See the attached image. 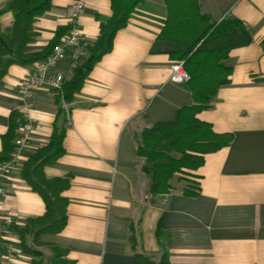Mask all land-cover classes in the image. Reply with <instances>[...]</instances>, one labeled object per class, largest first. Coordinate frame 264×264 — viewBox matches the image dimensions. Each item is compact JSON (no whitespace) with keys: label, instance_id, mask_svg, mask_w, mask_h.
Returning a JSON list of instances; mask_svg holds the SVG:
<instances>
[{"label":"crops","instance_id":"obj_1","mask_svg":"<svg viewBox=\"0 0 264 264\" xmlns=\"http://www.w3.org/2000/svg\"><path fill=\"white\" fill-rule=\"evenodd\" d=\"M8 1L0 0V9ZM198 2L201 13L216 22L227 16L241 20L253 38L230 52L223 62L232 69L230 83L198 114L214 132L233 134L231 144L207 154L195 172L199 194L184 195L185 183L176 178L172 192L150 196V177L141 172L135 135L175 122L180 110L193 104L188 84L171 80L175 61L152 52L166 8L160 0H147L116 34L111 52L94 66L73 102L49 88L35 92L28 111L35 124L30 145L0 196V264H50L51 246L65 250L74 264H144L138 255L158 261L159 222L169 264H264V0ZM75 4L84 6L80 29L91 45L96 42V16L112 15L110 0H52L51 9L34 22L29 52L43 51L59 30L69 29ZM14 22L11 12L0 14L2 33L9 34ZM38 62L11 65L0 81V153L11 116L20 118L25 108L18 87ZM55 71L65 81L73 75L66 61ZM64 121V154L43 171L49 179L70 181L61 194L68 201L67 222L57 234L28 236V249L39 253L33 256L22 249L15 229L42 217L46 206L21 173ZM7 219L13 221L8 228ZM9 246L17 254L6 262Z\"/></svg>","mask_w":264,"mask_h":264},{"label":"trees","instance_id":"obj_2","mask_svg":"<svg viewBox=\"0 0 264 264\" xmlns=\"http://www.w3.org/2000/svg\"><path fill=\"white\" fill-rule=\"evenodd\" d=\"M110 1L112 15L109 18L96 16L100 22V35L89 46L87 56L73 71L72 77L64 82L62 96L67 103L75 100V95L81 91L94 66L111 52L116 34L128 25L137 8L146 0ZM160 1L165 5L166 18L152 52L165 53L174 61L184 62L190 76L187 84L193 104L183 107L175 122L158 123L137 133V156L144 160L141 171L150 177V196L172 192L176 178L189 183L183 189L184 195L197 196L200 189L195 172L203 166L205 156L229 146L233 140L231 133L214 132L209 123L198 118V114L211 108L218 90L230 83L232 69L223 63L230 52L251 44L253 38L247 25L235 17L227 16L216 22L202 14L198 0ZM51 7L52 0H9L0 9V14L11 12L15 20L9 34L0 30V81L11 65L28 66L46 59L68 31L59 30L56 38L43 51H28L27 46L36 38L33 28L35 20ZM57 102H61L59 97ZM63 112L60 107L59 113ZM64 124L65 121L63 126H55L50 143L24 164L21 173L46 206V213L42 217L30 219L24 227L15 229L22 249L33 256H39V253L28 249V236L36 239L44 233L57 234L67 222L68 201L61 194L70 186V181L67 178L49 179L43 171L46 165L55 163L64 154ZM17 126V117L12 115L8 131L2 137L0 163L7 161L15 150ZM192 177L195 182L191 181ZM161 225L159 222L156 234L162 256L155 261L138 255L144 264H169ZM50 248L53 253L50 264H74L66 259L65 250L55 246Z\"/></svg>","mask_w":264,"mask_h":264},{"label":"built area","instance_id":"obj_3","mask_svg":"<svg viewBox=\"0 0 264 264\" xmlns=\"http://www.w3.org/2000/svg\"><path fill=\"white\" fill-rule=\"evenodd\" d=\"M83 12L84 6L82 4H75L72 7L68 31L60 38L50 55L36 64L35 71L31 77L24 80L18 87V95L24 101L25 108L20 118L17 119V136L14 140L15 150L7 161L0 163V196L6 193L5 181L20 167L24 159L23 153L30 145L35 124L30 118L28 111L32 108L35 92L41 88H49L56 94L62 95L65 76L55 71L57 66L66 61L68 62L69 70L74 71L81 65L88 54V48L91 44L78 24ZM171 80L175 83L189 82L190 76L184 68L183 61H175L173 64ZM12 224V219L6 220V228ZM4 232H7V230ZM16 254L17 250L9 246L5 257L6 262Z\"/></svg>","mask_w":264,"mask_h":264},{"label":"rangeland","instance_id":"obj_4","mask_svg":"<svg viewBox=\"0 0 264 264\" xmlns=\"http://www.w3.org/2000/svg\"><path fill=\"white\" fill-rule=\"evenodd\" d=\"M146 1H147V0H146ZM146 1H145V2H146ZM145 2H144V3H145ZM140 6H141V5H140ZM138 8H139V7H138ZM139 133H140V132H139ZM142 160H143V159H142ZM143 164H144V160H143L142 165H143ZM142 165H141V167H142ZM141 172H142V171H141ZM142 174H143V175H147V174H145V173H143V172H142ZM147 176H148V175H147ZM192 179H193V180H192ZM191 181H194V182H195V180H194L193 177L191 178ZM184 183H185V186L189 185V183L186 182V181H184ZM148 191H149V190H148ZM161 256H162V254H161ZM36 259H37V261H39V258H38V257H36ZM159 259H160V258H159Z\"/></svg>","mask_w":264,"mask_h":264}]
</instances>
